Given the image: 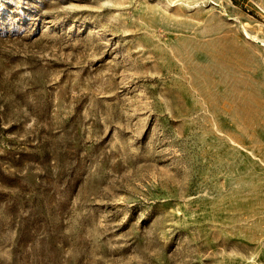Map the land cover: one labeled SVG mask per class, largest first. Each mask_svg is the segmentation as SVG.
<instances>
[{"label":"rangeland","instance_id":"rangeland-1","mask_svg":"<svg viewBox=\"0 0 264 264\" xmlns=\"http://www.w3.org/2000/svg\"><path fill=\"white\" fill-rule=\"evenodd\" d=\"M0 264H264V0H0Z\"/></svg>","mask_w":264,"mask_h":264}]
</instances>
